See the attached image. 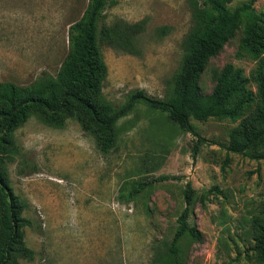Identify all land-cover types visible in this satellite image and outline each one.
Wrapping results in <instances>:
<instances>
[{
    "label": "rangeland",
    "instance_id": "374dc122",
    "mask_svg": "<svg viewBox=\"0 0 264 264\" xmlns=\"http://www.w3.org/2000/svg\"><path fill=\"white\" fill-rule=\"evenodd\" d=\"M87 1L0 0V82L24 85L43 73L55 75L68 50L69 24ZM252 6L264 14V0ZM104 14L107 23L142 25L132 51L103 46L104 97L116 107L136 90L164 97L194 24L189 1L109 0ZM241 37L240 28L209 59L199 78L203 94L211 92L215 71L231 63L242 69L254 97L264 54L239 53ZM253 109L249 103L233 119H191L196 133H190L166 112L137 101L117 120L108 152L74 118L62 128L29 118L14 132L26 163L19 157L7 163L20 215L30 221L21 228L29 253L18 263L163 264L189 183L188 220L202 239L180 240L181 264H257L249 225L264 201V159L223 147Z\"/></svg>",
    "mask_w": 264,
    "mask_h": 264
},
{
    "label": "trees",
    "instance_id": "16d2710c",
    "mask_svg": "<svg viewBox=\"0 0 264 264\" xmlns=\"http://www.w3.org/2000/svg\"><path fill=\"white\" fill-rule=\"evenodd\" d=\"M188 1L194 24L183 39L180 66L164 97L136 90L118 107L104 97L107 67L103 46H121L132 51L133 37L142 27L139 23H107L104 10L109 0H88L80 17L69 24L68 50L55 75L43 73L24 85L0 82V264H19L18 256L29 253L23 244L21 228L30 225V221L20 215L21 205L9 186L7 163L16 157L25 162L14 132L31 117L58 128L64 127L67 119L74 118L93 136L97 147L108 152L115 145L117 120L137 101L166 112L181 130L190 133H196L191 119H233L252 103L254 109L231 131L223 147L252 159H264L262 61L253 78L254 97L247 90L248 78L242 69L231 63L215 71V84L210 93L203 94L199 87V78L209 59L220 53L238 29H242L239 53L254 58L264 54V14L253 8L254 0L234 7L230 6L233 0ZM183 196L185 206L177 217L163 264H181L179 244L183 237L202 239L199 229L188 220L194 196L189 183ZM249 232L253 240L249 250L257 264H264V201L250 219Z\"/></svg>",
    "mask_w": 264,
    "mask_h": 264
}]
</instances>
